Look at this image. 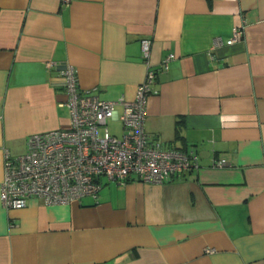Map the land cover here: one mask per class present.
Segmentation results:
<instances>
[{
  "label": "crops",
  "instance_id": "crops-1",
  "mask_svg": "<svg viewBox=\"0 0 264 264\" xmlns=\"http://www.w3.org/2000/svg\"><path fill=\"white\" fill-rule=\"evenodd\" d=\"M67 64L104 100L133 99L151 65L145 130L195 164L102 178L96 201L0 200V264H264V0H0V188L6 152L69 126Z\"/></svg>",
  "mask_w": 264,
  "mask_h": 264
},
{
  "label": "built area",
  "instance_id": "built-area-1",
  "mask_svg": "<svg viewBox=\"0 0 264 264\" xmlns=\"http://www.w3.org/2000/svg\"><path fill=\"white\" fill-rule=\"evenodd\" d=\"M243 34V26H234L226 43ZM149 48L150 40L142 39L145 60ZM173 56L164 57L161 66L167 68ZM61 74L71 115L69 126L30 135L25 151L17 156L5 153L0 188L5 208H22L30 197L46 205L68 204L84 196L96 201L102 178L118 183H165L194 166V152L166 146L145 130L147 98L157 92L153 87L156 70L151 65L131 100H104L81 91L73 65H65ZM109 119L120 123V136L110 131ZM225 164L226 158L213 160L215 166Z\"/></svg>",
  "mask_w": 264,
  "mask_h": 264
},
{
  "label": "rangeland",
  "instance_id": "rangeland-1",
  "mask_svg": "<svg viewBox=\"0 0 264 264\" xmlns=\"http://www.w3.org/2000/svg\"><path fill=\"white\" fill-rule=\"evenodd\" d=\"M108 127L110 129L111 132H114L115 134H117L119 136V131H118V128H119V122H116V121H109L108 122Z\"/></svg>",
  "mask_w": 264,
  "mask_h": 264
},
{
  "label": "trees",
  "instance_id": "trees-1",
  "mask_svg": "<svg viewBox=\"0 0 264 264\" xmlns=\"http://www.w3.org/2000/svg\"><path fill=\"white\" fill-rule=\"evenodd\" d=\"M176 134H178V129L176 130Z\"/></svg>",
  "mask_w": 264,
  "mask_h": 264
}]
</instances>
